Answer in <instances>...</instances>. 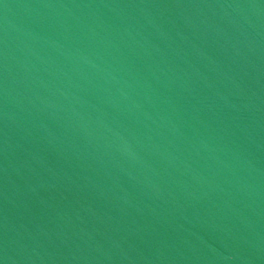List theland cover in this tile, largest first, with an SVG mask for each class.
Instances as JSON below:
<instances>
[{
  "label": "water",
  "instance_id": "water-1",
  "mask_svg": "<svg viewBox=\"0 0 264 264\" xmlns=\"http://www.w3.org/2000/svg\"><path fill=\"white\" fill-rule=\"evenodd\" d=\"M264 154V0H0V264H110Z\"/></svg>",
  "mask_w": 264,
  "mask_h": 264
}]
</instances>
